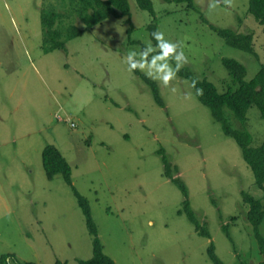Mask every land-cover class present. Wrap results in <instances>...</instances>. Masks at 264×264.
I'll list each match as a JSON object with an SVG mask.
<instances>
[{
	"label": "rangeland",
	"instance_id": "obj_1",
	"mask_svg": "<svg viewBox=\"0 0 264 264\" xmlns=\"http://www.w3.org/2000/svg\"><path fill=\"white\" fill-rule=\"evenodd\" d=\"M152 1L159 31L179 42L187 57L182 68L220 92L232 83L224 57L243 63L247 80L264 64V25L248 12L250 0L211 11V0H195L194 9ZM128 2L130 16L110 18L84 30L66 49L46 53L42 8L59 11L66 25L77 19L70 0H0V264H17L13 258L78 264L93 256L86 217L71 187L62 174L53 180L46 175L48 145L70 163L74 184L90 200L104 250L116 264H214L208 254L212 241L225 264H264L243 197L245 190L264 198V190L190 80L178 73L168 86L153 79L162 107L151 86L128 70L129 52L139 53L149 42L155 46L147 30L152 15L136 0ZM209 24L253 34L257 56L227 45ZM247 127L253 146H261L264 118L256 106ZM165 153L211 238L179 213L185 197L164 177ZM260 229L264 235V223Z\"/></svg>",
	"mask_w": 264,
	"mask_h": 264
},
{
	"label": "trees",
	"instance_id": "obj_2",
	"mask_svg": "<svg viewBox=\"0 0 264 264\" xmlns=\"http://www.w3.org/2000/svg\"><path fill=\"white\" fill-rule=\"evenodd\" d=\"M141 9L147 10L153 17V22L147 26L149 35L154 45L156 41L151 33L159 31L156 10L152 0H136ZM174 3H187V8L194 9L195 0H164ZM74 16L78 19L74 22L64 24L60 12L52 8H42L41 24L43 30V46L46 53L56 49H66L67 43L82 35L84 30H93L110 18H123L131 14L128 0H70ZM248 12L251 13L262 25H264V0H250ZM72 19V18H71ZM75 19V18H74ZM131 22V18H127ZM78 22L84 24V28L78 26ZM210 25V24H209ZM225 43L229 46L256 55L253 34H244L231 28H219L214 24L210 25ZM134 26L129 29L130 38L134 32ZM131 43H138L132 40ZM175 64V61H172ZM224 67L227 69L232 83L227 84V90L220 92L217 86L207 78H199L189 68H181L178 72L183 78L197 81L196 88L203 89L202 95H197L201 103L207 106L215 121L222 125L226 136L233 138L242 150L243 157L248 166L253 170L256 185L264 190V142L259 147L253 146V135L247 127L248 113L251 107L256 106L264 118V64L251 80H247V67L235 58L224 57L222 59ZM135 73L142 77L152 88L155 100L158 105L165 107L166 103L160 93L159 86L155 80L136 69ZM196 88L195 92H196ZM240 123V125H238ZM165 151V150H164ZM161 153V150L159 151ZM164 161V177L170 179L183 193L185 200L180 214L187 215L197 232L203 237L211 238V232L207 224H202L197 220L195 212L189 199L188 185L175 176L178 167L172 168L168 156ZM43 165L48 179L53 180L57 175L62 174L66 183L71 187L79 206L85 217L89 234L93 240V256L89 259H79L78 264H116V262L105 252L104 245L100 239L99 228L93 216L90 200L84 196L76 187L73 181L72 167L67 158L55 145H48L43 151ZM244 202L248 206V219L254 229L260 251L264 255V235L260 226L264 223V198H257L247 191H243ZM234 217L233 220L236 219ZM229 225L225 224L223 229L228 237L233 241L229 230ZM235 248H236V244ZM208 254L214 264H225L216 252V245L212 241ZM6 257H11L10 255ZM13 257V256H12ZM17 264H36L33 262H21L13 258ZM4 260V258L0 259ZM56 264H64L57 260Z\"/></svg>",
	"mask_w": 264,
	"mask_h": 264
},
{
	"label": "clouds",
	"instance_id": "obj_3",
	"mask_svg": "<svg viewBox=\"0 0 264 264\" xmlns=\"http://www.w3.org/2000/svg\"><path fill=\"white\" fill-rule=\"evenodd\" d=\"M221 4L226 8H230L232 0H211L208 6L209 10H214ZM151 36L156 41L155 46L149 42L139 53L129 52L126 58L128 70L131 72L136 69L144 70L147 68L148 71L145 75L160 80L165 86H168L184 64L187 63V57L181 49L180 43L165 39V34L162 31H154ZM170 61H176L174 67ZM196 84L197 81L193 80L192 87L196 88ZM196 94L202 95L203 89L196 88ZM149 226H151V222H149Z\"/></svg>",
	"mask_w": 264,
	"mask_h": 264
}]
</instances>
